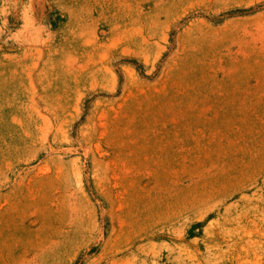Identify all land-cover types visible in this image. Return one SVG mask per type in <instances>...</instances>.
<instances>
[{"label":"rangeland","instance_id":"374dc122","mask_svg":"<svg viewBox=\"0 0 264 264\" xmlns=\"http://www.w3.org/2000/svg\"><path fill=\"white\" fill-rule=\"evenodd\" d=\"M0 264H264V0H0Z\"/></svg>","mask_w":264,"mask_h":264}]
</instances>
